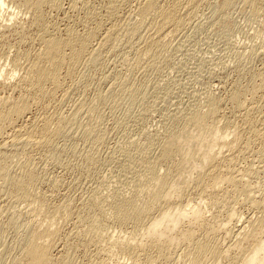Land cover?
Listing matches in <instances>:
<instances>
[{"label":"bare ground","instance_id":"obj_1","mask_svg":"<svg viewBox=\"0 0 264 264\" xmlns=\"http://www.w3.org/2000/svg\"><path fill=\"white\" fill-rule=\"evenodd\" d=\"M49 2L50 7L59 8L58 1L49 0ZM106 2L108 3H106L105 15H100L94 9H85V16L83 15L84 18L80 21L83 24H81L83 26L81 33L76 32L74 27L68 25L61 32L57 27L47 25L40 6H34L30 15L33 27L38 31V48L35 52L27 50L23 52V55L20 54L25 62L23 67L21 65L24 63L21 64L19 60L22 58L18 54L15 58L13 57L10 63L12 74L6 76L4 74L6 71L0 70V85L10 87L14 93V96L0 98V184L4 188L6 187L5 191L10 189L12 196H8L9 193L7 196L13 203L21 205L25 203L27 207L37 204L39 206L37 211L40 212L38 215L42 213L43 216L41 224H27L26 227H23L25 234H22V239L19 237L22 241V244H18L20 249L18 253H12L13 255L9 256L7 264H73L74 261L70 258L71 254H66L67 251H63L64 254L62 253L58 258L52 254L58 250L57 235L60 231L59 222H61L59 220L63 219L62 216L67 214V210L70 208L67 209L66 206L64 208V204H60L63 207H55L51 210L50 207H46L45 199L39 196L37 190L35 191L36 185L40 183V164L35 161L36 156L33 153L38 157L40 155H44L45 158L51 157L54 159V165L59 164L58 156L63 152L65 145L59 146L61 143L58 144L57 140L71 138L70 131L73 126H79L78 137L83 140L93 138L97 133L95 122L92 123L93 120H90L98 108L97 103H106L109 100L108 97L117 98L118 96V99L114 101L113 98H110L115 105L122 99H126L131 104H137L147 92H145V88L142 89L141 85V87L139 85L137 87V84L131 82L132 72L130 70L129 74L131 75L128 76L111 70L112 72L109 71L111 75L107 72L108 76L101 77L103 81L98 79L103 83L111 82L109 88L112 89L111 93L107 91L108 94H101L100 91L97 92L99 89L96 86V96L94 95L95 97L92 99H79L76 107L73 106V110L66 116L60 114L62 111L57 112L58 106L49 112L50 102L55 100L53 99V97L55 98L54 94L62 91L63 97H69L71 94H69L68 88L72 87L71 85L75 82L77 84L79 82L78 86L82 82L83 87L86 86V88L89 84V86H93L92 82L89 83L92 80L84 79L81 73L85 66L101 64L104 55L108 57L113 53H128L132 57H128L133 61L132 64L130 63L131 65L134 64L135 67L141 65L144 69L140 68L145 72L152 71L151 68L157 66L156 64L168 60L165 57L170 56L167 55L170 51L169 39L177 36V32L183 30L184 25L189 26V20L205 0H108ZM240 2L247 8H251L252 13H258L261 10V0H210L207 2L210 12L208 11L209 17L206 22L213 23L218 20L215 23H221L222 26L221 20L224 19L225 14L227 16V11ZM72 4L71 6L74 7ZM4 7V0H0V9ZM9 20L11 21V16ZM220 25H216L217 29L220 28ZM220 29L222 30V28ZM37 36L35 37L37 38ZM262 48L264 50V45ZM257 53L264 55L262 50ZM125 57L122 58V61L126 60ZM119 61L121 62V58ZM123 63L127 65L126 62ZM82 68L83 71H80ZM126 68L129 69V67ZM20 71L22 74L19 76L18 72ZM16 76H18V80L16 79L17 82H14L13 79ZM256 76V80L250 82L244 89L233 85L235 88L233 87L234 89L227 97L230 104L233 105L232 107L240 114L239 117L242 121V126L236 131L237 138H229L231 136V132L228 131L230 122L228 124L221 123L224 124L223 130L220 129V123L217 124L219 122L217 114L222 101L213 95L205 94V106H202L205 107V111L189 103L190 107L187 106V110L184 109L186 112L176 110L167 114L164 117L163 136L161 135L160 139L156 138L158 134H144L148 147L139 148L135 154V149L133 153L131 152L133 148L132 150H123L124 163L120 160L123 163V168L120 165L122 168L120 171L123 173L122 178L119 176L117 187L112 189V193L105 194L95 191L89 195V198L86 197L87 201H84H86L87 208L86 210L85 207L83 208L86 211V216L83 215L85 217L81 219L83 228L76 227V230L74 228L73 236L81 239L85 246H95L98 253H121L131 261V264H137V261L142 257L149 260L150 252L159 255L158 260H168L170 259V257L168 258L169 253L174 252L177 248L180 249V247L183 248L179 255L181 260L184 257L183 264H204L202 258L205 256L213 260L211 264H217L219 259L229 258L228 254L233 250V247L217 248L210 244L209 237L200 239L198 232L204 231L207 236L224 232L228 236L232 232L226 223L233 220V210L226 213V223H214L206 228V217L212 215L210 210L221 204L233 203L231 199L253 202L255 195L251 198L253 191L247 186V180L254 173L252 174L251 170L235 171V162L243 158L250 149L251 139L255 136L258 139L260 137L258 136L259 131L256 129L259 120L256 123L252 118V113L249 112L251 107L248 104L252 100L249 97L256 95L257 92H264V65L261 73ZM68 83L72 84L68 87ZM40 105L45 107V109L42 107L44 110L41 114L28 120L26 125L19 124L25 119L27 120L32 107ZM83 113L87 114L88 122L79 125L80 123L77 124V122ZM260 124L262 123L260 122ZM129 144H131L130 149L137 145L133 141ZM154 145L157 146V153L152 152ZM119 154L117 153V155ZM91 158L86 160L87 167L88 165L90 167L91 163L94 166L95 159ZM43 162L45 164V161ZM120 162L119 164H121ZM259 173L264 174L263 168ZM193 175L195 178H190ZM190 187L195 191L196 198L192 203L183 204L181 198L174 196V193L178 190L185 193ZM61 212H65V214ZM30 214L32 215L31 212ZM61 214L62 218L58 220ZM109 216L112 220H109ZM10 220L8 223H11L14 218ZM32 220L36 222L35 219ZM12 222L17 223L16 221ZM129 225H131L130 230H123L125 232L113 230V227L127 228ZM241 232L235 233L234 237H240ZM79 239L77 240L79 241ZM19 241L18 243H20ZM8 249L5 247L2 252L6 255L10 252ZM67 250L70 251V249ZM13 251L14 249H11V252ZM93 261L95 264H105L99 259ZM118 264H123V262ZM242 264H264V237L251 246L249 254Z\"/></svg>","mask_w":264,"mask_h":264},{"label":"rangeland","instance_id":"obj_2","mask_svg":"<svg viewBox=\"0 0 264 264\" xmlns=\"http://www.w3.org/2000/svg\"><path fill=\"white\" fill-rule=\"evenodd\" d=\"M47 1L49 2V0H4L5 7L0 9V70L3 69V72L6 71L4 73L6 76L13 73L11 72L10 65L13 57L15 58L18 54V56L22 58L19 59L20 63H24L21 65L23 67L25 65L24 59L21 56L23 55V52L27 50L29 52H35V50L38 48V31L35 29V27H33L32 16L30 15V11L34 8V6H40L42 9L41 12L43 13V18L47 25L49 24V26L53 25L54 27H57L60 29V32L61 30L63 31L68 25L74 27L76 32L81 33L83 30V24L80 21L85 16V9H94L95 11H98L100 15H103L105 12L106 3H108L106 2L108 0H51L52 2L58 1L57 3L59 8L54 9L53 6L50 7L51 4H49L50 2L48 3ZM208 1L210 0H205L203 5L195 13V15H197L191 17L188 22L189 26L187 25L186 27V25H184L182 27L184 31L180 29L182 32H177V36L175 35L174 38L172 37L173 39H169L170 43L168 42V45L170 46V51L167 55L170 56L165 57V59L167 58L168 60L161 62V64H156V68H151L152 71L149 70L147 73L143 70L144 68L141 65L140 67L143 69H141L139 66L135 67L134 64L131 65L133 61H131L132 59L128 58L131 57L128 55V53H113L111 56L109 54L108 57L104 55L103 62L105 63L102 62L99 65L93 66L88 65L89 68L85 66L84 71L83 68L80 70L83 71L80 73L84 79L87 78L88 81L92 80L89 83L92 82L93 86H89V84L86 88V86L83 87L84 85L82 82L79 86V82L78 84L75 82L73 85H71L72 87L74 86V88H72L69 87L72 83H68L67 86L69 87L68 89L70 92H67L71 94L69 97H63L62 91H58L60 92L59 94L58 92L54 94L55 98L53 97V99L55 100H52L53 103L52 101L50 102L51 109H49V112H52V109L58 106V109L61 107L62 108L60 110L56 108L57 112L59 111L60 113V111H62L60 114H62V116L63 114L66 116L73 110L74 107H76V103L79 101V99L83 100L94 98L96 96L95 93L97 88L99 89L97 92L100 91L101 94L103 93L106 95L108 92L111 93L112 89H109L111 87V82L105 81V83H103L101 81H103L102 78L108 76L112 71H116L120 75L125 74L123 76L132 74V76H130L131 82L135 83V85L137 84V87L138 85L139 87L142 86V89L144 90L145 88V92H147L144 98L139 100L137 104H131L126 99H122L115 105L112 102L115 99H118V96L117 98L111 96L110 98H113V101L108 97L107 99L109 100L106 103L104 102L105 105L104 103H102L103 105L101 103H97L98 108L95 110L94 114L91 116L92 118L90 119L93 120L91 121L92 123L95 122V125L98 128L97 129L95 127V130H97V133L95 134L96 136L94 135L95 138L91 137L92 139H84L85 141L80 139V137H78V129L80 130L79 126H73L72 130L70 131L72 133V137L74 136L73 138L71 137L72 139L69 138L64 140L65 138H62V140H57L59 142L58 144L61 143L59 146L62 145L63 147L65 145V150L63 149L61 155L58 156V163L60 165H54V159H51V157L49 158L47 156L45 158L44 155L40 154L38 157V155L33 153V155L36 156L34 158L35 161L40 164V183L36 185V187H38H35V191L37 190L36 192L39 193V196H42L45 199V205L47 208L50 207L49 209L63 207V205L61 206L60 204H64V208L65 206L67 209L68 207L70 208V210H67V214H65V212H61L65 215L62 216L61 214L58 217V220L62 217L65 220H59L61 222H59L60 231L58 232V235L60 236L57 235L58 250L52 253L56 258L67 251L66 254L72 255H70V258L71 260L73 259V264H93L94 259L95 261L97 259L102 260V262L105 264H118L119 262H123V264H131V261L126 256L125 258L121 253H118L119 255L121 254L120 256L117 253V255L115 253L109 252L108 254L107 252L98 253L95 246L86 245V247L81 239L73 236V232L77 228H83V222L81 219L82 217L86 216V197L89 198V195H92V193L95 191L111 194L113 191L112 189L117 187V179H119V176L122 178L123 174L121 172L124 163V158L122 157L123 150H132L133 148V151L131 152L133 153L135 149V154L137 153L136 150L139 148L148 147V142L145 140L146 137L144 134H158L156 138L160 139L161 135L163 136L162 130L165 120L164 117H166L167 114H170L176 110H182L183 112H186L185 110H187L190 105L198 106L201 108V110L205 111V107L202 106H205L206 95H213L222 101L221 108L217 114L219 115L217 116L219 121L217 124L220 123V129L223 130L224 128L222 129V127H224V124H228L230 122L228 131L231 132V136L229 138H237L236 131L242 126V121L239 117L240 114L232 107L233 105L230 104L227 97L235 88L233 85L236 87L238 85L240 89H244L250 82L255 81L257 78L256 75L262 71L264 65V55H261L263 53L260 54L257 52L261 50L264 52L262 48L264 45V0H261V10L258 13H252L251 8H247V6L245 4L243 5L241 2L237 3L231 8V10L229 9V11H227V16L225 14L224 19L221 20L222 26L220 25L221 23H215L218 22V20L213 23L206 22V20L208 21V14L210 12L207 5ZM71 4L74 5V7L71 6ZM10 16L11 21L9 20ZM190 21H192L191 26ZM210 24H214V26ZM216 25H220L222 30L220 28L217 29L218 27H216ZM35 36H37V38ZM31 47H33L34 50H31L33 49ZM260 48L262 49L260 50ZM126 55L127 57H125ZM123 57H125L126 60L122 61ZM120 58L121 62L119 61ZM123 62H126L127 65ZM126 67H129V69ZM129 70L132 72L131 74H129ZM84 73L86 74L85 77ZM106 73L107 75H105ZM21 74V71L18 72L19 76ZM16 79L18 80V76H16L13 81L17 82ZM98 79L101 81H98ZM70 88L72 89L70 90ZM255 94L256 95L252 97L248 96L250 99H252L249 101L248 105L251 107L249 109H252V111L249 110V112L252 113V118L256 121V123L257 120H259V122L256 124V129L259 131L258 136L260 137L259 139L257 136L253 137L249 144L250 149L243 157L245 159L240 158L235 162V171L240 172L241 170V172H244L251 170L252 174L254 173L247 180V186L253 191L251 198L255 195L253 197V202H242L241 200L234 201L231 199L233 203L221 204L218 207L210 210L212 215L206 217V228L210 227L214 223H226V213H228L229 210H233V220H231L229 223H226L232 232L228 234V236L225 235L224 232H219V234L217 232L213 236H207L204 231L198 232L200 239L203 240L206 237H209L211 239L210 244L215 245L217 248L225 249L229 246L231 248L233 247V250L228 254L230 257L219 259L217 264H242L243 260H245V258L248 256L251 246L255 245V243L260 238L264 237V174H258L262 168L264 170V122H262L264 121V92H257ZM11 95L14 96V93L10 87H4L0 85V98L9 97ZM109 103H112L111 106ZM248 105L247 107H249ZM42 107L45 109V107L41 105L32 107L33 109L31 108V113L27 116V120L25 119L19 124L26 125L28 120L32 119L34 116L37 117V115L43 112L44 109ZM86 116L87 114L83 113L80 119H78L79 122H77V124L80 123L79 125H81L85 124L86 121L88 122ZM260 122L263 125L260 124ZM131 141L137 145L132 146L130 149L131 144L129 143H131ZM155 145L154 149L156 151L153 149V153H157L158 151L156 148L157 146ZM8 152L10 153V151ZM111 152H114L113 155ZM116 152L118 154L120 153L121 155H117ZM113 156L117 157L114 158ZM85 157L87 158L84 159ZM110 157L113 158L111 159ZM90 158H94L96 161L93 159L94 166L91 163L90 167L88 165V168L86 160L88 161ZM118 160L119 162L122 160L123 163L120 162L121 164H119ZM43 161H45V164ZM190 178H195V176H190ZM1 185L2 184H0V244L5 246L2 247L0 245V247H2L0 248V260H2L0 261V264H7L10 259L9 256L18 253L20 249L18 248L20 247L18 244H22L21 239L25 234L23 227H26L27 224H41L43 216L42 213L38 215L40 212H38L39 210L37 211L39 208L37 204L35 206L32 204L28 206V208L25 203L22 205L20 203L17 204L16 202L13 203L11 198L8 197L12 196L10 189L7 190V192L5 191L6 187L4 188L3 185ZM106 185L108 188H106ZM98 187L100 191L97 189ZM181 192L182 191L180 190L176 191L174 196L176 195V197L178 196L179 199L181 198V202L183 204H186V202L192 203L196 198L195 191L192 190L191 187L185 193H183L184 191L182 193ZM37 215L38 217H36ZM66 217L68 218L66 219ZM10 218L11 220L14 218L12 221H16L17 223L12 222ZM32 219H35L34 221L36 222H33ZM8 220H10L11 223H8ZM109 220H112L111 217ZM12 223L14 224L12 225ZM130 228L131 225H129V227L127 226V228L123 227L117 229V227H113V230L116 232H125L130 230ZM240 231H242L241 236L234 237V234ZM77 239L81 241L79 242ZM18 241L20 243H18ZM5 247L7 249L9 248L8 252L10 250V252L6 255L2 252V249ZM10 248L12 250L14 249V251L11 252ZM67 249H70L71 253ZM178 249L179 248L174 250V252L169 253L168 258L170 257V259L168 260H158L159 255L154 252H150L149 260H146L142 257L139 261H137V264H152V261L153 264H183L182 261L184 260V257H182L183 260H181V257H179L183 248L181 249L180 247L181 250ZM202 260L204 264H211L213 262V260H210V258L207 256L203 257ZM92 261L93 263H91Z\"/></svg>","mask_w":264,"mask_h":264}]
</instances>
